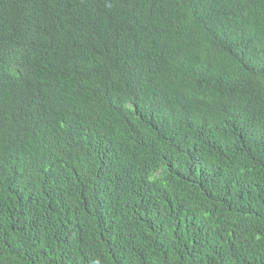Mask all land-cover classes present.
Segmentation results:
<instances>
[{"label":"trees","instance_id":"16d2710c","mask_svg":"<svg viewBox=\"0 0 264 264\" xmlns=\"http://www.w3.org/2000/svg\"><path fill=\"white\" fill-rule=\"evenodd\" d=\"M0 264H264V0H0Z\"/></svg>","mask_w":264,"mask_h":264}]
</instances>
